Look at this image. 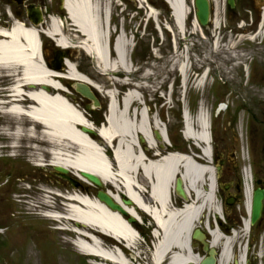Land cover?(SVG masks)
I'll return each mask as SVG.
<instances>
[{"label":"bare ground","instance_id":"1","mask_svg":"<svg viewBox=\"0 0 264 264\" xmlns=\"http://www.w3.org/2000/svg\"><path fill=\"white\" fill-rule=\"evenodd\" d=\"M166 1L172 7L177 28L181 32L185 31L184 21L189 15L187 5L183 0ZM65 7L71 31L78 32L84 40L75 44L64 33L63 22L55 17L51 18L45 29L46 35L54 38L59 47L79 46L96 59L101 67L132 71L129 58L131 44L128 45L121 36L115 40L113 47L115 60L110 57V50L102 35L101 0H65ZM109 20L107 12L105 28H110ZM40 31L33 25L26 26L20 22H15L10 27L0 26V78L12 85L9 89L12 94L7 97L9 101L4 103L10 112H3L5 115L13 114L11 127L15 140L12 147H2L13 151L17 149L20 140L28 139L32 142L27 146L28 150L32 157L40 160L41 166L69 169L87 183V179L80 174L82 171H92L101 176L106 184L116 187L117 193L123 191L138 212L152 218L156 228L153 232L156 243L151 264H199L201 258L191 248V233L197 227L196 223L204 217L203 213L208 204L214 207L216 214L221 211L215 204L216 183L213 168L195 161L187 154H146L143 144L138 142V137L143 136L148 150L156 151L158 143L154 141L150 129L162 127L163 124L157 120L151 124L144 109L132 110L135 102L143 103L136 90H129L121 99L122 104H119L117 91L110 89L106 93L109 97L107 122L100 126L99 137L108 147L114 145V161L117 166L115 170L106 150L104 153V145L100 140L97 141L96 134L92 132L95 125L78 108L80 106L74 104V98L66 97V93L60 91L58 86L63 82L56 77L88 81L99 89L98 84L80 73L75 64L68 60L65 74L48 69L39 57L37 33ZM187 70L188 66L183 65L181 74L185 77V83ZM4 109V106L0 107V111ZM184 118L186 138L202 144L201 159L210 163L212 151L209 144L211 140L208 114L205 111L200 112L193 120L186 110ZM87 129V133L83 131ZM17 151L20 152L19 148ZM46 156L49 158L48 162L43 158ZM178 175L182 176L189 196V200L182 203V207H178L177 202L173 204L172 193ZM203 184L208 185L206 193L203 191ZM147 185H150L148 194ZM245 192L246 212L251 214V188H247ZM109 194L120 199L113 191ZM59 199L64 201L65 213L64 218L60 219L67 223L64 227L73 228L74 240L80 242L82 253L96 255L100 259L106 258L104 261L108 264L134 263L126 251L116 246H106L89 231L92 228L100 230L126 243V247L133 250L141 239L127 223L125 218L129 216L128 213L122 217L116 211L108 209L97 196H88L82 190H72L67 195L62 194ZM70 222L75 225L69 226ZM244 222L247 228L243 235L246 236L249 224L246 219ZM210 223L212 246L220 249L218 263L231 264L235 258L233 248L238 233L227 237ZM238 256L240 264L248 261L246 249L242 248Z\"/></svg>","mask_w":264,"mask_h":264},{"label":"rangeland","instance_id":"2","mask_svg":"<svg viewBox=\"0 0 264 264\" xmlns=\"http://www.w3.org/2000/svg\"><path fill=\"white\" fill-rule=\"evenodd\" d=\"M164 4L167 8L162 9L161 6ZM187 4L189 15L185 21V31L181 32L174 23L171 7L164 0H101L100 16L104 31L102 35L106 47L110 50V57L115 60L113 46L118 36H121L125 42L127 41V44H131L129 58L132 71L126 72L120 68L110 70L101 67L96 59L94 60L85 50L78 47L73 48L68 61L75 64L80 73L98 84L100 90L96 89L94 92H97L100 106L94 111L90 110L87 99H82L81 95L72 89L70 93H73L74 101L79 103L80 107L78 108L85 113L86 118L98 127L107 118L109 97L106 93L108 90L117 91L119 104H122L121 99L129 90H136L143 103L135 102L132 110L144 109L151 124H154V120L161 124L164 123L172 136L173 148L182 152L186 150L201 153L193 142L187 141L183 137L181 130L184 126V112L187 110L194 120L200 112L205 111L214 120L212 135L213 144H219L217 150L221 153L224 151L223 149H226L227 153L237 150L240 156L238 160L244 167L249 168L254 153L250 146V140L247 138V125L251 118L248 117L249 113L246 111L235 112L237 106L243 101L242 98L236 97L221 101L207 100L202 96L204 87L201 86V78L198 75L199 60L190 18V2ZM107 12L110 16V28L104 27ZM63 19L64 28L68 31L70 38L79 42L83 41L84 39L78 32L71 31L66 12ZM46 40L51 46H55L53 40L48 38ZM50 50L47 49L49 60L56 64L57 61H53V54ZM62 65L60 72L66 73V65L64 63ZM183 65L188 66L186 83L184 82L185 77L181 74ZM66 84L70 83L66 82ZM1 86L10 88L11 82L3 81L0 78ZM206 86L211 89L210 84L206 83ZM219 102H229L230 111L226 114L224 112L219 114L218 109L216 110L218 115L214 113L212 108ZM212 113L215 115L212 116ZM11 124V117L0 113V264H94V260H90V257L81 255L76 250L71 242L72 239H75L73 232L55 228L52 216L63 211L64 201L59 199L58 193L67 195L77 189L84 191L88 196L96 197L99 189L77 178L72 172L68 173L69 178H65L59 171H56L54 166L37 165L36 163H39L40 160L31 156L27 146H30L32 142L30 143L28 139L20 140L17 149H13V151L2 147H11L15 143ZM96 139L104 145L106 154L116 170L112 148L104 144L99 135H96ZM154 141L159 143L158 149L164 153V148L159 147L161 142L155 139ZM227 142L229 143L226 146ZM145 146L148 149V145ZM18 148L20 152L17 151ZM260 150H258V157L261 154ZM152 151L154 149H149L146 154L153 155ZM43 158L48 162V156ZM255 172L256 170L253 173ZM70 179H74L77 185L74 186ZM147 186L148 194L150 185ZM105 187L116 194L118 192L112 184H106ZM202 188L205 193L208 191L207 184H203ZM47 190L53 193L51 194ZM119 194L122 196L121 193ZM172 195L173 204L177 202L179 203L178 207H182V198L175 194ZM244 202L245 193L241 196L240 204L235 208L233 218L236 224L231 227L242 234L244 233L242 232L243 221L247 217ZM215 204L221 207L220 200H216ZM203 214L202 218L207 215L214 216L216 211L208 204ZM142 218L144 219L143 223H138L139 227H136L140 229L141 233L143 232V235L140 236L141 241L135 246V252L124 247L114 238L102 235L93 229H89V231L96 232L106 246L111 248L116 244L120 246L134 263L138 260L142 264H151L153 245L156 243L153 236L155 224L145 213L142 214ZM66 224L64 222L60 225L63 227ZM196 224L197 226L202 225L200 220ZM68 225L75 224L70 222ZM231 229H227L226 234H230ZM253 233H255L256 241L254 240V249L249 258L252 263L248 261L247 264H261L257 253L260 248L258 243L264 237L263 229H254L251 235ZM243 237L242 235L238 241L242 242ZM98 261L100 260L98 259Z\"/></svg>","mask_w":264,"mask_h":264},{"label":"flooded vegetation","instance_id":"3","mask_svg":"<svg viewBox=\"0 0 264 264\" xmlns=\"http://www.w3.org/2000/svg\"><path fill=\"white\" fill-rule=\"evenodd\" d=\"M205 1L209 16L204 24L201 22L199 0H189L199 60L198 75L204 87L202 96L207 100L243 99L235 112L246 111L251 118L247 125V138L254 152L250 167L252 173L256 170L252 174L254 187L264 189V99H261L264 97V0ZM62 6L63 0H0V26L10 27L18 19L29 25V11L39 9L45 19L42 25L46 26L51 14H63ZM52 57L53 61L56 60L55 54ZM206 83L211 85V89ZM228 103L223 110L225 114L230 111ZM212 109L215 112L217 108ZM218 145L214 144V149L216 158H219L217 165L223 183L217 198L228 219L226 225L222 224V229L227 231L236 224L233 217L242 195L243 164L238 160L237 150L227 153L223 149L221 153L217 150ZM262 213L256 229L262 228L264 234V208ZM261 245L264 264V237ZM197 248L204 253L201 241Z\"/></svg>","mask_w":264,"mask_h":264},{"label":"water","instance_id":"4","mask_svg":"<svg viewBox=\"0 0 264 264\" xmlns=\"http://www.w3.org/2000/svg\"><path fill=\"white\" fill-rule=\"evenodd\" d=\"M199 7H200V12H201V20L202 22L204 23L209 15V12H208V4L205 0H199ZM38 23V22H36ZM64 53H62V56H63ZM76 90L78 92H80L84 97H87L91 100H93L95 102V105L97 106L99 104V102L97 101L94 93L91 91L89 85H87L86 83L83 84V83H77V86H76ZM90 108V107H89ZM84 131H89V129L87 130H84ZM156 137L158 140H162V136L160 134V132H157L156 131ZM57 169L59 171H61L62 173L64 174H67L68 173V170L64 169V168H61V167H57ZM81 175L90 180L92 183H94L98 188H100L101 190L98 192V195L97 197L104 201L106 203V205L108 206L109 209H113V211H118L119 213H121L122 215L124 214H127V210L122 207L121 205H119L118 203H116L114 201L113 198H111L109 196V194L107 192H105L104 190H102V179L100 177H98L97 175H95L94 173L92 172H81ZM65 178H69L67 176H64ZM71 182L73 185H77V183L71 179ZM176 184H177V192L179 195L183 196L184 199H187V195H185V191H184V188H183V181H182V178H178L177 181H176ZM264 198V190L263 189H257L255 190V193H254V197H253V207H252V219L251 221L254 223L256 222L260 216H261V210H262V205H263V200ZM124 203L128 206H131L132 205V202L131 200H128V199H124L123 200ZM128 221L130 223H134L135 221V218L133 217H129ZM194 237L195 238H200L202 239L203 238V233L199 230V231H196L194 233ZM207 249V248H206ZM214 253H215V250L212 249L210 251V255L208 257H206L204 260H202V262L200 264H216V257L214 256ZM236 264H238L236 262Z\"/></svg>","mask_w":264,"mask_h":264},{"label":"trees","instance_id":"5","mask_svg":"<svg viewBox=\"0 0 264 264\" xmlns=\"http://www.w3.org/2000/svg\"><path fill=\"white\" fill-rule=\"evenodd\" d=\"M151 3H152V2H151ZM161 8L163 9V8H165V6H164V5H162V6H161Z\"/></svg>","mask_w":264,"mask_h":264}]
</instances>
